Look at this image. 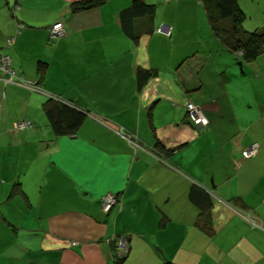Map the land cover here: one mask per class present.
I'll list each match as a JSON object with an SVG mask.
<instances>
[{"label": "crops", "instance_id": "crops-1", "mask_svg": "<svg viewBox=\"0 0 264 264\" xmlns=\"http://www.w3.org/2000/svg\"><path fill=\"white\" fill-rule=\"evenodd\" d=\"M132 1L0 0V52L32 83L0 69V264H116L122 238L126 264H264V51L243 59L200 0H145L156 13L132 39L120 21ZM58 21L66 34L51 39ZM139 68L153 71L142 85ZM49 99L85 113L77 132L55 134Z\"/></svg>", "mask_w": 264, "mask_h": 264}, {"label": "trees", "instance_id": "trees-1", "mask_svg": "<svg viewBox=\"0 0 264 264\" xmlns=\"http://www.w3.org/2000/svg\"><path fill=\"white\" fill-rule=\"evenodd\" d=\"M104 1L106 0H86V3L96 5ZM200 1L206 7L209 23L216 35L234 51H239L243 59L252 61L263 53L264 27L252 31L245 28V14L238 0ZM80 3L81 2L76 5ZM155 13V4L145 0H133L128 7L122 9L120 12V21L123 31L130 38L138 39L143 32L137 30V20L144 17L152 18ZM157 28L156 31H158ZM152 75V70L139 68L137 75L139 85H142ZM45 109L53 130L57 135L77 132L85 118V113L82 110L73 108L54 99H49L47 101ZM116 196L117 198L119 197L118 195ZM190 198L193 203L199 206L202 211L201 214H207L212 205V198L209 193L193 187L190 192ZM116 252V264H126L127 255L119 254L118 249H116Z\"/></svg>", "mask_w": 264, "mask_h": 264}, {"label": "built area", "instance_id": "built-area-1", "mask_svg": "<svg viewBox=\"0 0 264 264\" xmlns=\"http://www.w3.org/2000/svg\"><path fill=\"white\" fill-rule=\"evenodd\" d=\"M158 32L170 36L172 34V27L169 24L162 23L157 28ZM66 26L63 21H58L53 24L49 29L50 38H61L66 34ZM15 42V37L8 39V45L11 46ZM0 69L5 75L9 76L10 80H18L20 83L32 84L31 82H26L24 78L19 74L18 70L13 68L12 59L10 55H7L4 52H0ZM186 111L193 122L197 127H207L210 123V120L202 107L196 104L194 101H189L186 104ZM33 126L31 120H22L16 122L14 128L18 131H23L27 128ZM260 149V143L254 142L242 150V156L246 159L253 158L257 156ZM118 203V198L116 194L109 193L102 198V207L105 212H109L116 204ZM118 253L121 255H127L129 251L128 243L126 239L122 238L118 241Z\"/></svg>", "mask_w": 264, "mask_h": 264}, {"label": "rangeland", "instance_id": "rangeland-1", "mask_svg": "<svg viewBox=\"0 0 264 264\" xmlns=\"http://www.w3.org/2000/svg\"><path fill=\"white\" fill-rule=\"evenodd\" d=\"M238 1L245 14L244 23H253V25L257 26L264 23V0Z\"/></svg>", "mask_w": 264, "mask_h": 264}]
</instances>
